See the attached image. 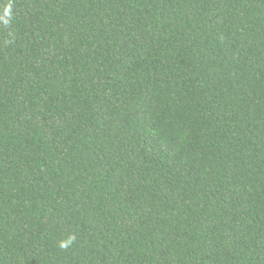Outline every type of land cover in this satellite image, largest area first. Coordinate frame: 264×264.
<instances>
[{"label": "trees", "instance_id": "trees-1", "mask_svg": "<svg viewBox=\"0 0 264 264\" xmlns=\"http://www.w3.org/2000/svg\"><path fill=\"white\" fill-rule=\"evenodd\" d=\"M0 264H264V0H0Z\"/></svg>", "mask_w": 264, "mask_h": 264}, {"label": "clouds", "instance_id": "clouds-1", "mask_svg": "<svg viewBox=\"0 0 264 264\" xmlns=\"http://www.w3.org/2000/svg\"><path fill=\"white\" fill-rule=\"evenodd\" d=\"M5 15H6V16H7V15H10V9H6V10H5ZM4 22L7 23V22H8L7 19H5ZM70 242H71V241L61 242L59 246H60L61 248H65V247H67L68 243H70Z\"/></svg>", "mask_w": 264, "mask_h": 264}]
</instances>
